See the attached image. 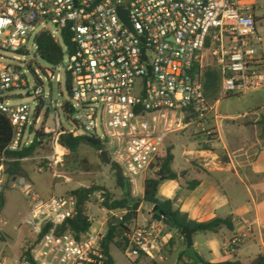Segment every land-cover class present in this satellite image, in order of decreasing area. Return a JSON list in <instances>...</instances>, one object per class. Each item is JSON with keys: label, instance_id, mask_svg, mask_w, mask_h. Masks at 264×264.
I'll use <instances>...</instances> for the list:
<instances>
[{"label": "built area", "instance_id": "1", "mask_svg": "<svg viewBox=\"0 0 264 264\" xmlns=\"http://www.w3.org/2000/svg\"><path fill=\"white\" fill-rule=\"evenodd\" d=\"M263 20L264 0H0V112L13 127L6 149L29 147L44 125L53 153L43 160L52 169L67 154L57 142L61 132L93 136L137 194L158 176L171 134L191 125L206 131L214 110L204 90L208 68L221 77L218 101L264 88ZM42 32L63 52L44 74L60 83L62 70L68 101L58 105L44 96L40 80L33 88L28 81ZM16 91L33 93L38 105L11 104ZM44 106L53 110L52 127L41 114ZM18 183L30 202L23 222L35 239L42 237L17 264H104L101 232L79 238L59 232L76 214L75 195L43 199L24 178ZM90 198L104 203L106 193L96 190ZM169 232L154 219L135 225L125 234V253L161 261ZM251 232L227 240L224 254L233 256Z\"/></svg>", "mask_w": 264, "mask_h": 264}, {"label": "rangeland", "instance_id": "2", "mask_svg": "<svg viewBox=\"0 0 264 264\" xmlns=\"http://www.w3.org/2000/svg\"><path fill=\"white\" fill-rule=\"evenodd\" d=\"M258 29L263 36V52L264 53V20ZM28 52L33 55L36 49L31 45L28 47ZM25 56L26 62L32 60V56ZM52 67L40 57L35 59L34 64L27 67L28 81L30 87H38V80L42 82L41 87L44 91V96L52 98L55 104H61L68 101V94L66 92L65 83L62 74V80L58 83L56 80L48 81L45 73L51 70ZM33 72L37 73L38 78ZM40 76V78H39ZM23 95L22 99L11 98V104L29 103L32 107L38 105V100L33 93L27 95L26 92L21 93L16 91L14 95ZM218 112L221 115L226 114L236 116L239 119L248 120L255 118H262L264 116V88L251 93L243 95H234L222 98L216 104L214 110L211 112L210 119L207 121L206 131L201 128L191 125L184 130L171 134L165 143L164 151L173 149L175 161L173 168L179 173L185 170L188 165L187 160L191 161L192 166L200 167L197 159H194L192 153H186L191 149L207 148L205 140H213L215 132L212 128L211 116L213 112ZM43 117L46 115L47 124L52 127L53 110L44 106L41 110ZM63 118V116H62ZM63 124L65 121L63 120ZM234 129L240 130L244 135L252 137L258 135L260 132L258 126L251 128H238L237 125L231 121L222 120V139L230 141ZM215 148L221 149L222 143L218 142L214 145ZM53 150L50 147V152L45 154L35 155L33 157L24 158L22 164L29 173V180L25 179L33 187V190L38 193L41 198L48 199L52 196H57L65 193H70L80 188L98 187V190H104L106 194L110 195L109 202L119 200L124 193L129 191L127 182H123V188L118 184L116 173L114 169L109 170V166L105 165L100 156V152L89 146H82L75 155L67 154L63 157L62 162L56 168H47L45 166L44 157L52 155ZM42 165V166H41ZM17 179L8 180L3 175V168L0 167V182L1 192L3 194V206L0 213V261L6 264H17L21 257L22 251L29 249L33 245L35 236L31 228L23 222V218L30 210V202L21 189ZM131 196L134 200H140L143 195V185L138 187V193H133L132 187ZM142 207L138 210H131L136 212L135 216L131 215L128 220V228L131 229L135 225L144 223V220H152L149 218V211L151 212V205L142 202ZM141 206V205H140ZM123 210L109 211L104 207L103 203H99L95 198H90L86 206V213L92 219L91 232H101L103 235L108 230V225L114 218H123L128 215ZM123 239L118 240V243L123 244ZM202 235L195 236V240H202ZM198 249V248H197ZM200 252V251H198ZM110 254L113 257L115 264H135V257L127 255L123 249H119L115 245L110 247ZM166 264H176L177 252L173 256H168ZM245 261V259H241ZM142 264H147L145 261Z\"/></svg>", "mask_w": 264, "mask_h": 264}, {"label": "crops", "instance_id": "3", "mask_svg": "<svg viewBox=\"0 0 264 264\" xmlns=\"http://www.w3.org/2000/svg\"><path fill=\"white\" fill-rule=\"evenodd\" d=\"M254 92L256 91L248 94ZM218 102L213 105L214 108ZM211 119L215 137L211 141H205L207 148L186 151L194 155L200 167L192 166L191 161L187 160L188 165L182 173L173 168L179 174V180L164 181L159 188V197L172 200L175 208L199 223L230 217L232 230L222 228L217 233L194 234V248L205 262L219 263L238 259L247 263L264 253V134L258 124L261 118L243 120L214 111ZM222 120L231 121L238 128L257 125L260 132L249 137L234 129L231 140L227 142L222 139ZM218 142L222 143L221 149L214 147ZM194 180L199 182L198 185L193 190H187L188 183ZM148 216L153 219L150 211ZM247 228L252 232L246 242L233 256L225 255L224 243ZM174 235L175 231L170 230L168 240ZM197 235H202L203 239L195 240ZM185 250L181 239L176 238V244L172 248L166 252L164 249L161 261L152 262L150 259L140 258L134 263L142 264L145 261L147 264H166L168 256L177 252L176 264H188V260L181 255Z\"/></svg>", "mask_w": 264, "mask_h": 264}, {"label": "trees", "instance_id": "4", "mask_svg": "<svg viewBox=\"0 0 264 264\" xmlns=\"http://www.w3.org/2000/svg\"><path fill=\"white\" fill-rule=\"evenodd\" d=\"M36 44L39 56L42 60L51 65L58 64L61 61L63 56L62 48L60 44L54 40L50 33H40L36 37ZM220 84L221 77L218 71L213 68H208L205 73L204 90L205 96L211 105H214L219 99L218 93L220 90ZM258 124L261 126L262 133L264 134V116L259 120ZM12 136L13 127L10 120L4 113L0 112V167L3 168V175L8 180L17 178H25L29 180V173L24 168L22 160L24 158L50 152L48 135L45 133L43 125L34 137L32 145L20 151H9L6 148L9 145ZM208 141H211V139H207L206 142ZM57 142L61 146L65 147L70 155H75L82 146H89L98 152L105 149V146L93 136L83 135L75 137L67 131L59 134ZM172 150L173 149H169L166 151L158 176L153 179H148L145 182L143 195L140 200H134L132 198L129 186V191L124 193L119 200L109 202L110 195L106 194V201L103 203L104 207L109 211L123 210L126 211L127 214H132V216H135L136 212H131V210H138L142 202L148 203L152 207H158L167 219L166 222H164L165 226L169 230L175 231V235L169 239L165 247V252L176 244V238L181 239L182 245L187 248L186 241L181 236V230L184 228L193 230L195 232L194 234L208 232L217 233L222 228H227L228 230L233 229V223L230 217L214 218L210 221L199 223L189 219L188 215L180 211L179 208H175L172 200L159 197V188L164 181L179 180V174L174 171L172 167L174 162V154ZM198 183L199 182L197 180L188 183L187 190H193ZM118 184L121 188H123L124 183L118 181ZM96 190H98V187L80 188L71 192L77 198L76 214L72 219H68L59 228L60 233L71 232L79 238L80 235L91 229L92 221L86 213V206L90 200L91 194ZM0 195L1 201H3V194L0 193ZM46 231L47 229L45 228L44 232ZM128 231L129 228L127 222L121 221L119 224L112 222L109 223L108 230L102 241L103 252L107 258L104 264H114V260L110 254V247L112 245H115L119 249H123V252H126L128 246L127 239H123V244L118 243V240L123 238ZM41 237L42 236L33 241L32 247L22 251L21 256H30L31 250L39 242ZM181 255L188 260V264H196L187 256L185 251H183ZM202 261L205 264H264V253L258 254L247 263L241 262L238 259L227 260L219 263H209L205 262L203 259Z\"/></svg>", "mask_w": 264, "mask_h": 264}, {"label": "water", "instance_id": "5", "mask_svg": "<svg viewBox=\"0 0 264 264\" xmlns=\"http://www.w3.org/2000/svg\"><path fill=\"white\" fill-rule=\"evenodd\" d=\"M120 14H121L122 18L124 19V21L126 22V24L131 26L130 22L127 19L126 12L122 10V11H120ZM144 58H145V56H144ZM27 95H29V94H27ZM17 98L22 99L23 95H18ZM100 156H101L102 161L104 162L105 165L110 166L114 169V171L116 173V179L121 183L125 182V177H124V174H123L121 168L117 164L111 162L107 151H105V150L101 151ZM0 205H1V207L3 206V202L1 201V195H0ZM150 213L152 214V217L154 220L162 221V222H166V220H167L166 217L164 216V213L158 207H153ZM130 216L131 215L128 214V215H125L123 218H114L112 220V223L119 224L121 221L127 222L128 218ZM194 233L195 232L193 230H190L187 228H184L181 230V236L185 239L186 245H187L185 252H186L187 256L190 259H192L196 264H205L202 261V259L200 258V256L197 254V252L194 248V245H193Z\"/></svg>", "mask_w": 264, "mask_h": 264}]
</instances>
